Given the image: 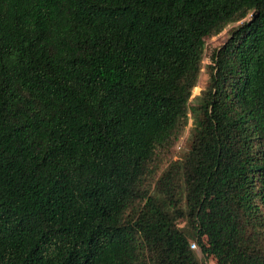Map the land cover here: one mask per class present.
Returning a JSON list of instances; mask_svg holds the SVG:
<instances>
[{
	"label": "trees",
	"instance_id": "obj_1",
	"mask_svg": "<svg viewBox=\"0 0 264 264\" xmlns=\"http://www.w3.org/2000/svg\"><path fill=\"white\" fill-rule=\"evenodd\" d=\"M192 241L264 264V0H0V264H201Z\"/></svg>",
	"mask_w": 264,
	"mask_h": 264
},
{
	"label": "rangeland",
	"instance_id": "obj_2",
	"mask_svg": "<svg viewBox=\"0 0 264 264\" xmlns=\"http://www.w3.org/2000/svg\"><path fill=\"white\" fill-rule=\"evenodd\" d=\"M238 24H239V22L229 24L227 27H225L223 29L222 32H220L216 36H213L210 40H208L206 42L202 71L199 75L197 85L192 90L191 98H193V96L197 95L200 92V89L202 88V86L205 84V81L207 78L206 64H209V58H210L211 53L213 52L214 49L219 47L220 44H222L225 41L226 37L228 36V31ZM191 122H192V120L189 119L188 125L185 128V131L182 133L179 141L174 146V152H173L172 160H175V159L180 160L183 158L184 152L186 151V148H187L188 129L191 126ZM195 250L198 252V256L201 257V260H202L201 264H214V259L212 257L205 259L201 256V254L199 253L198 245H197V249H195Z\"/></svg>",
	"mask_w": 264,
	"mask_h": 264
},
{
	"label": "built area",
	"instance_id": "obj_3",
	"mask_svg": "<svg viewBox=\"0 0 264 264\" xmlns=\"http://www.w3.org/2000/svg\"><path fill=\"white\" fill-rule=\"evenodd\" d=\"M190 247L192 248V249H197V245H196V242L195 241H192V242H190Z\"/></svg>",
	"mask_w": 264,
	"mask_h": 264
}]
</instances>
